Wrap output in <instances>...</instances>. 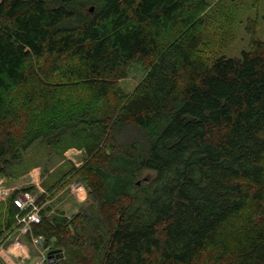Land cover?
Returning a JSON list of instances; mask_svg holds the SVG:
<instances>
[{"label": "trees", "instance_id": "obj_1", "mask_svg": "<svg viewBox=\"0 0 264 264\" xmlns=\"http://www.w3.org/2000/svg\"><path fill=\"white\" fill-rule=\"evenodd\" d=\"M210 10L0 0V178L25 174L37 141L61 160L86 153L47 189L81 181L88 204L50 206L33 226L62 250L52 264H264V40L255 21L240 58L219 55ZM135 66L144 76L126 94ZM17 213L0 202V248Z\"/></svg>", "mask_w": 264, "mask_h": 264}, {"label": "rangeland", "instance_id": "obj_2", "mask_svg": "<svg viewBox=\"0 0 264 264\" xmlns=\"http://www.w3.org/2000/svg\"><path fill=\"white\" fill-rule=\"evenodd\" d=\"M209 1L211 10L208 14L211 16V23L206 31L205 43L210 41V43L219 44L216 46L219 47V55L228 58H240L242 52L250 47L252 34L249 32V28L253 27L255 21L258 22L257 36L264 40V0ZM216 49L213 48L215 51ZM143 76V69L135 66L130 73V77L121 83L124 92L126 94L133 92L141 83ZM73 150L78 152L70 153L67 151L65 158L61 160L57 157H49V148L41 141L34 143L24 153L22 171L25 174L17 179L0 178V187L4 191L0 192V202L8 205L11 200L6 196V189H14L15 192L17 190L20 192L33 188V191L38 190L43 194L40 196V202H42L41 197L45 196L42 202L45 209L50 206L53 207V211L48 212L50 216L59 212L72 216L80 207H85L90 199L89 190L86 184L81 181H70V184L62 191L56 189L53 197L47 189L61 181L63 174L70 167L69 164L77 168L84 165L86 161L85 151ZM65 161L68 164L65 165ZM78 191H81L80 194ZM14 227L12 231L5 234L0 248V256L5 263L45 264L49 260L47 258L49 249L47 250L45 247V238L24 232V227ZM34 239H39V242L36 244ZM10 258H13L14 261L8 260Z\"/></svg>", "mask_w": 264, "mask_h": 264}, {"label": "built area", "instance_id": "obj_3", "mask_svg": "<svg viewBox=\"0 0 264 264\" xmlns=\"http://www.w3.org/2000/svg\"><path fill=\"white\" fill-rule=\"evenodd\" d=\"M80 190V188H79ZM0 192H4L0 187ZM81 191H78L80 194ZM43 195L37 191H16L13 189H6V196L13 199L15 206L18 208L17 213V227H24V232L33 234L32 227L40 224L44 218L42 212L45 206L40 202V196ZM39 239H34L37 244Z\"/></svg>", "mask_w": 264, "mask_h": 264}, {"label": "water", "instance_id": "obj_4", "mask_svg": "<svg viewBox=\"0 0 264 264\" xmlns=\"http://www.w3.org/2000/svg\"><path fill=\"white\" fill-rule=\"evenodd\" d=\"M88 12L89 13H94L95 12V7L91 6L88 8ZM139 184H141V182H139ZM60 255H63L62 250H52L48 253V259H49V263L52 264L54 263Z\"/></svg>", "mask_w": 264, "mask_h": 264}, {"label": "crops", "instance_id": "obj_5", "mask_svg": "<svg viewBox=\"0 0 264 264\" xmlns=\"http://www.w3.org/2000/svg\"><path fill=\"white\" fill-rule=\"evenodd\" d=\"M69 152L72 153V152H78V151H75V150L71 149ZM53 203H55V202H53ZM52 205H54V204H52ZM52 211H53V210H52ZM8 260H10V261H14L13 258H10V259H8Z\"/></svg>", "mask_w": 264, "mask_h": 264}]
</instances>
